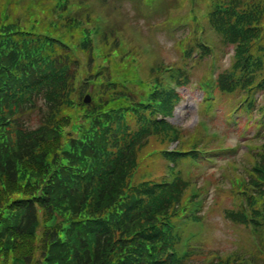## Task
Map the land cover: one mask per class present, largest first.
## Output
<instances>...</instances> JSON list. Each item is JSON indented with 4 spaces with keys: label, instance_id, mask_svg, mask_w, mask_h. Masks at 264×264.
I'll list each match as a JSON object with an SVG mask.
<instances>
[{
    "label": "trees",
    "instance_id": "trees-1",
    "mask_svg": "<svg viewBox=\"0 0 264 264\" xmlns=\"http://www.w3.org/2000/svg\"><path fill=\"white\" fill-rule=\"evenodd\" d=\"M54 5L47 17L30 10L25 22L0 13V254L10 264H197L180 251L173 230L193 206L190 182L180 175L135 178L149 149L178 140L181 154L160 153L168 161L191 160L203 137L160 126L159 115L179 99L161 69L140 77L138 57L132 48L123 52L118 31L107 30L95 49L89 37L95 22L79 23L67 0ZM239 6L211 15L244 48L263 29L264 0ZM102 63L107 67L98 72ZM249 67L236 63L226 84L252 82ZM90 91L94 103L85 106L81 98ZM256 169L258 190L239 219L258 228L264 155ZM243 258L204 264H247Z\"/></svg>",
    "mask_w": 264,
    "mask_h": 264
},
{
    "label": "rangeland",
    "instance_id": "rangeland-1",
    "mask_svg": "<svg viewBox=\"0 0 264 264\" xmlns=\"http://www.w3.org/2000/svg\"><path fill=\"white\" fill-rule=\"evenodd\" d=\"M92 2V0H89ZM114 3H117V0H112ZM125 3L124 11H128V13L133 18H139L141 13L138 9L133 10L131 5L127 4V0H123ZM184 3H187V1H184ZM2 1L0 0V6L2 5ZM119 20L118 23L120 25L128 23L125 20L126 14H117L116 15ZM138 21V20H137ZM129 26L136 27V24L132 21V23H128ZM144 34L147 36L150 35L149 28H143ZM156 37L158 40H160V44H155L154 46L159 50L162 57L165 58L166 61H174L175 58L178 55V43L177 39H170L169 36H165L163 31L157 30L155 32ZM177 49H176V48ZM159 55V54H158ZM160 56V55H159ZM204 66L201 70L197 72L196 78L199 77L200 73L203 71ZM187 96L186 98L181 102L179 105L176 115L174 119L172 120L175 124L182 125L183 127L188 129L193 128L203 117V114L200 110H198V102L201 101L203 96V91H200V89H192V90H185ZM213 125L215 128L214 130L218 131H228L229 135L227 136V142L229 145H234L236 141H238L239 137L237 136V133L235 130H229V127L227 123L225 122V119L221 120H213ZM241 155V153H240ZM239 155V156H240ZM222 159V158H221ZM240 161V164L244 166H248L250 164V161L245 160L244 158H238ZM221 161L219 160L218 165H212V164H205L203 165L202 169H209L210 171H214L217 168L220 167ZM217 202L213 204V206L209 209V206L206 207L205 211L208 209V220H210V228L205 232V235L211 238L210 241H193L194 247H201L203 246L207 248V251L210 250H216V251H222V252H229L234 249H239L240 247L244 246L243 238L245 237V233L242 231L241 228L230 226L228 225L229 219L224 218V209L229 207L230 202V195L225 192H220L216 195ZM203 244V246H202Z\"/></svg>",
    "mask_w": 264,
    "mask_h": 264
}]
</instances>
